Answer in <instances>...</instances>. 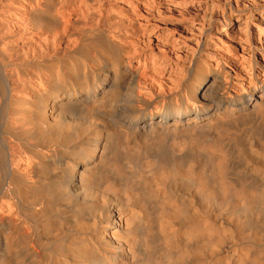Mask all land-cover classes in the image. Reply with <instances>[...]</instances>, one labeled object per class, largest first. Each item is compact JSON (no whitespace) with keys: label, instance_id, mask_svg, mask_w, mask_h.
I'll use <instances>...</instances> for the list:
<instances>
[{"label":"bare ground","instance_id":"6f19581e","mask_svg":"<svg viewBox=\"0 0 264 264\" xmlns=\"http://www.w3.org/2000/svg\"><path fill=\"white\" fill-rule=\"evenodd\" d=\"M220 4L189 49L169 0H0V264H264V15L239 52Z\"/></svg>","mask_w":264,"mask_h":264},{"label":"rangeland","instance_id":"374dc122","mask_svg":"<svg viewBox=\"0 0 264 264\" xmlns=\"http://www.w3.org/2000/svg\"><path fill=\"white\" fill-rule=\"evenodd\" d=\"M169 1H170V6L174 7L173 11L177 10L176 11L177 13L182 12L181 13L182 16L185 17L186 20L188 19V21H191L193 23V28H195L193 29L194 30L193 34L187 37L184 35L183 37L186 43L190 44V45L188 44L189 46L187 45L189 49H191L190 47L193 46L195 40L199 36H202L198 27L201 24L200 22L204 24L207 23V18H204V20H202L203 11L207 12L211 7H213L215 8V10H217L219 15H221L222 13L221 12L222 7L220 3H222L223 0H169ZM232 3H233L232 5H235L238 9L240 8V12L235 11V9L237 8L234 6L235 8H233L232 17H231L232 21L228 26L225 27L224 31L226 32V35L229 38V40L231 42H234L233 44L235 43L238 44V50L239 52H241L242 51L241 46L245 47L243 41L247 36V34L252 36L254 39L256 38V34H257L256 32L258 31L257 22H259L261 19L259 18V16L264 15V0H232ZM212 20H213V28H212L213 30H211L212 32L211 37L215 39L218 37V35L221 34L222 31L220 29L221 28L220 21L217 18H213ZM164 25H165V21H162L161 23H159L157 28L150 31L148 30L146 34L147 33L149 34L150 32L151 33L156 32V30L160 32L162 31V28H164ZM166 37L168 39H172L169 33L166 35ZM211 40L212 39H210L209 41ZM260 41L264 45V36Z\"/></svg>","mask_w":264,"mask_h":264}]
</instances>
